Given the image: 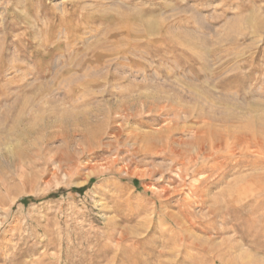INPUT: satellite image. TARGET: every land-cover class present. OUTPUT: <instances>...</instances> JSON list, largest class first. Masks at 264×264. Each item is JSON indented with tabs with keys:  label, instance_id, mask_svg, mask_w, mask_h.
Masks as SVG:
<instances>
[{
	"label": "rangeland",
	"instance_id": "1",
	"mask_svg": "<svg viewBox=\"0 0 264 264\" xmlns=\"http://www.w3.org/2000/svg\"><path fill=\"white\" fill-rule=\"evenodd\" d=\"M263 151L264 0H0V264H264Z\"/></svg>",
	"mask_w": 264,
	"mask_h": 264
},
{
	"label": "bare ground",
	"instance_id": "2",
	"mask_svg": "<svg viewBox=\"0 0 264 264\" xmlns=\"http://www.w3.org/2000/svg\"><path fill=\"white\" fill-rule=\"evenodd\" d=\"M128 10V9H127ZM131 10V9H130ZM116 16V15H115ZM104 17V16H103ZM117 19V18H116ZM260 19V18H259ZM111 20V19H110ZM254 20V19H253ZM257 21V20H256ZM111 24V23H110ZM125 24V23H124ZM110 26V25H109ZM234 27V26H233ZM113 28H114V26H113ZM135 28H137V27H135ZM132 29H134V28H132ZM149 29V28H148ZM111 31V30H110ZM258 31V30H257ZM113 39V38H112ZM120 40V39H119ZM118 44V43H117ZM113 49H114V47H113ZM125 58V57H124ZM110 63V62H109ZM194 99V98H193ZM199 99H201V98H199ZM197 101H199V100H197ZM226 101V100H225ZM233 102V101H232ZM225 104V103H224ZM197 107H198V105H196ZM211 106H213V105H211ZM176 108V107H175ZM180 108V107H179ZM167 109V108H166ZM181 109V108H180ZM254 109V108H253ZM209 110H211V109H209ZM213 110V109H212ZM221 111V110H220ZM224 111V110H223ZM70 112V111H69ZM182 112V111H181ZM215 112H217V111H215ZM219 112V111H218ZM226 112H229V111H225V113ZM220 113V112H219ZM230 113V112H229ZM186 114V113H185ZM233 114V113H232ZM188 115V114H187ZM210 115H211V113H210ZM213 115L215 116V114L213 113ZM237 115V114H236ZM216 116H218V115H216ZM240 116V115H239ZM172 117V116H171ZM176 117V116H175ZM225 117V116H224ZM223 117V118H224ZM231 117V116H230ZM170 118V117H169ZM205 118V117H204ZM214 118V117H213ZM233 118V117H232ZM240 118V117H239ZM242 118V117H241ZM240 118V119H241ZM173 119V118H172ZM181 119V118H180ZM217 119V118H216ZM221 119V118H220ZM220 119H218V120H220ZM69 120V119H68ZM207 120V119H206ZM198 121V120H197ZM202 121V120H201ZM198 122H200V121H198ZM213 122H214V120H213ZM232 122H234L233 120H232ZM236 122V121H235ZM197 123V122H196ZM244 124V123H243ZM201 125V124H200ZM232 125V124H231ZM175 126V125H174ZM177 126V125H176ZM187 126V125H186ZM211 126V122L210 121H205L204 122V124L202 125V127H204V128H209ZM229 126V125H228ZM172 127V126H171ZM184 127V126H183ZM232 127V126H231ZM178 128V127H177ZM188 129V128H187ZM232 129V128H231ZM166 130V129H165ZM176 130V129H175ZM180 130V129H179ZM189 130V129H188ZM193 130V129H192ZM209 130V129H208ZM235 130V129H234ZM181 131V130H180ZM179 131V132H180ZM237 131V130H236ZM240 131V130H239ZM170 132H171V130H170ZM182 132V131H181ZM195 133H196V135L197 136H201V131H200V129H197L196 131H195ZM204 134V133H203ZM259 134H261V133H259ZM235 135V134H234ZM227 136H230V135H227ZM257 136V135H256ZM221 137V136H220ZM226 137V136H225ZM168 138V137H167ZM216 138H217V136H216ZM253 138V137H252ZM182 139V138H181ZM180 138H179V140H181ZM215 139V138H214ZM220 139V138H219ZM255 139H256V137H255ZM258 139H259V137H258ZM172 140H173V138H172ZM233 140V139H232ZM174 141V140H173ZM183 141V140H182ZM181 141V142H182ZM217 141V140H216ZM215 141V142H216ZM221 141V140H220ZM229 141H230V138H229ZM223 142V141H222ZM250 142V141H249ZM167 143V142H166ZM173 143V142H172ZM209 143H210V141H209ZM230 143V142H229ZM234 143V142H233ZM241 143V142H240ZM250 144V143H249ZM253 144V143H252ZM167 145V144H166ZM176 145H177V143H176ZM180 145V144H179ZM211 145V144H210ZM217 145V144H216ZM238 145H240V144H238ZM182 146V145H181ZM186 146V145H185ZM198 146V145H197ZM207 146H209V144L207 145ZM230 146H231V144H230ZM219 147V146H218ZM236 147V146H235ZM240 147V146H239ZM249 147H250V145H249ZM168 148H169V146H168ZM197 148V147H196ZM216 148H217V146H216ZM231 148V147H230ZM183 149V148H182ZM202 149V148H201ZM214 149H215V146H214ZM240 149V148H239ZM188 150V149H187ZM200 150V149H199ZM198 150V151H199ZM231 150V149H230ZM170 151V150H169ZM175 151H176V149H175ZM182 151V150H181ZM206 151V150H205ZM213 151V150H212ZM234 151V150H233ZM262 151V149L260 150V152ZM171 152V151H170ZM240 152V151H239ZM264 152V151H263ZM191 153V152H190ZM205 153H207V152H205ZM235 153V152H234ZM247 153V152H246ZM199 154V153H198ZM233 154V153H232ZM232 154H230V155H232ZM260 154V153H259ZM191 155V154H190ZM208 155V154H207ZM228 155V154H227ZM248 155V154H247ZM187 156H189V155H187ZM195 156V155H194ZM242 156V155H241ZM259 156V155H258ZM261 156V155H260ZM262 157V156H261ZM185 158V157H184ZM192 158V157H191ZM228 158V157H227ZM227 158H226V161H227ZM231 158H234L233 157V155H232V157ZM245 159V158H244ZM247 159H249V158H247ZM255 159V158H254ZM232 160V159H231ZM242 160V159H241ZM263 160V159H262ZM178 161V160H177ZM182 161V160H181ZM194 161V160H193ZM229 162V161H228ZM244 162V161H243ZM248 162V161H247ZM258 162H259V160H258ZM180 163V162H179ZM227 163V162H226ZM230 163V162H229ZM239 163H241V162H239ZM251 163H252V161H251ZM184 164V163H183ZM192 164V163H191ZM195 164V163H194ZM232 164V163H231ZM188 165H190V164H188ZM227 165H229V164H227ZM247 165V164H246ZM254 165H256L255 163H254ZM261 165V164H260ZM223 166V165H222ZM231 166V165H230ZM253 166V165H252ZM208 167V166H207ZM227 167V166H226ZM217 168V167H216ZM216 168H215V170H216ZM225 168V167H224ZM231 168V167H230ZM206 169V168H205ZM220 169V168H219ZM186 170V169H185ZM214 170V169H213ZM212 170V171H213ZM223 170V169H222ZM188 171V170H187ZM207 172V171H206ZM223 171H221V173H222ZM220 173V172H219ZM206 176V175H205ZM221 176V175H220ZM207 177V176H206ZM257 177V176H256ZM209 178V177H208ZM221 178H222V176L220 177V180H221ZM262 177H260V179H261ZM264 178V177H263ZM262 178V179H263ZM205 179V178H204ZM223 179V178H222ZM255 179V178H254ZM253 182V181H252ZM202 183H203V181H202ZM205 183V182H204ZM216 183H218L217 181H216ZM221 183V182H220ZM206 184V183H205ZM207 185V184H206ZM221 185V184H220ZM181 186V185H180ZM230 187V186H229ZM232 187V186H231ZM196 188V187H195ZM257 188V187H256ZM255 188V189H256ZM259 188V187H258ZM192 189V188H191ZM227 189V188H226ZM229 189V188H228ZM229 191V190H228ZM259 191H260V188H259ZM175 192V191H174ZM191 193H194L193 191L191 192ZM207 194H208V192H207ZM230 194H231V192H230ZM233 194V193H232ZM170 195V194H169ZM200 195H202V194H200ZM222 195V194H221ZM225 196H226V194H225ZM228 196V195H227ZM213 197V196H212ZM231 196H229V198H230ZM200 198V197H199ZM207 198V197H206ZM237 198V197H236ZM213 200V199H212ZM215 200V202H216V199H214ZM221 201V200H220ZM226 202V201H225ZM217 203V202H216ZM208 204H209V202H208ZM207 204V205H208ZM214 204V203H213ZM212 204V205H213ZM224 204V203H223ZM229 204H231V203H229ZM228 204V205H229ZM211 205V204H210ZM217 205H218V203H217ZM228 205H227V207H228ZM234 205V204H233ZM188 206V205H187ZM214 206V205H213ZM221 206V205H220ZM189 207V206H188ZM205 207V206H204ZM207 207V206H206ZM224 207V206H223ZM226 208V207H225ZM207 209H208V207H207ZM212 209H213V207H212ZM233 209H234V206H233ZM232 209V210H233ZM214 210V209H213ZM231 210V209H230ZM231 210V211H232ZM187 211V210H186ZM220 211V210H219ZM181 212H182V210H181ZM188 213V212H187ZM211 213H212V211H211ZM210 213V214H211ZM184 214V213H183ZM213 214V213H212ZM216 214H217V212H216ZM183 216V215H182ZM187 216V218H188V215H186ZM171 217H172V215H171ZM184 217V216H183ZM189 219H190V217H189ZM198 219V218H197ZM174 220V219H173ZM186 220H188V219H186ZM178 221V220H177ZM191 221H193V220H191ZM197 221V220H196ZM213 221V220H212ZM174 222V221H173ZM180 222V220L178 221V223ZM183 222V221H182ZM188 222H189V220H188ZM187 222V223H188ZM207 223V222H206ZM190 224H191V222H190ZM189 224V225H190ZM205 224V223H204ZM177 225H179V224H177ZM183 225V224H182ZM212 225H213V223H212ZM212 225H211V227H212ZM182 227H184V225L183 226H181V229H182ZM186 227H188V226H186ZM185 229V228H184ZM188 230H185V233H189V232H187ZM184 233V232H183ZM188 235H190V234H188ZM187 237V236H186ZM219 246V245H218ZM214 247V246H213ZM174 248V247H173ZM202 248V247H201ZM205 250V249H204ZM206 251V250H205ZM222 257V256H221Z\"/></svg>",
	"mask_w": 264,
	"mask_h": 264
}]
</instances>
